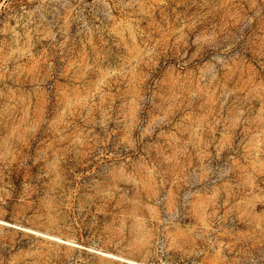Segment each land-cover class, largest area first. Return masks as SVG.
<instances>
[{
    "label": "rangeland",
    "instance_id": "374dc122",
    "mask_svg": "<svg viewBox=\"0 0 264 264\" xmlns=\"http://www.w3.org/2000/svg\"><path fill=\"white\" fill-rule=\"evenodd\" d=\"M0 264H264V0H0Z\"/></svg>",
    "mask_w": 264,
    "mask_h": 264
}]
</instances>
